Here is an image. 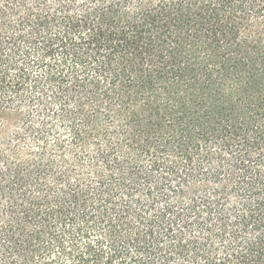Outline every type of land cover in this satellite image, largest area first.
<instances>
[{"label":"trees","instance_id":"16d2710c","mask_svg":"<svg viewBox=\"0 0 264 264\" xmlns=\"http://www.w3.org/2000/svg\"><path fill=\"white\" fill-rule=\"evenodd\" d=\"M0 264H264V0H0Z\"/></svg>","mask_w":264,"mask_h":264}]
</instances>
